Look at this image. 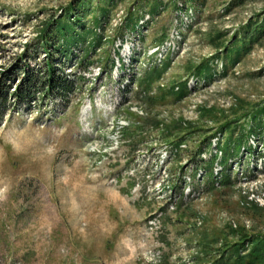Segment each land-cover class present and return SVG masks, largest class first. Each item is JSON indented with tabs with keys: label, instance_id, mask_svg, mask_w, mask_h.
<instances>
[{
	"label": "rangeland",
	"instance_id": "obj_1",
	"mask_svg": "<svg viewBox=\"0 0 264 264\" xmlns=\"http://www.w3.org/2000/svg\"><path fill=\"white\" fill-rule=\"evenodd\" d=\"M0 84V264H264V0H0Z\"/></svg>",
	"mask_w": 264,
	"mask_h": 264
},
{
	"label": "trees",
	"instance_id": "obj_2",
	"mask_svg": "<svg viewBox=\"0 0 264 264\" xmlns=\"http://www.w3.org/2000/svg\"><path fill=\"white\" fill-rule=\"evenodd\" d=\"M52 52L50 53V55ZM48 71H50L51 78L47 81L48 92L51 95L60 96L62 100H67L69 93L73 90L72 82L67 75L58 74L51 65H47ZM25 70V77L21 80L20 93L18 98L26 102L35 95L39 85L45 86L44 82L41 81L42 77L36 75L35 72H28ZM7 89L0 84V111L5 108L7 103Z\"/></svg>",
	"mask_w": 264,
	"mask_h": 264
}]
</instances>
